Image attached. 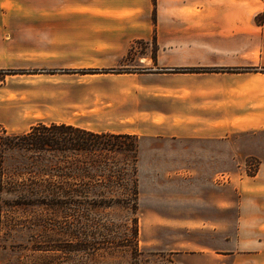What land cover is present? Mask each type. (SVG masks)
<instances>
[{
	"label": "rangeland",
	"instance_id": "374dc122",
	"mask_svg": "<svg viewBox=\"0 0 264 264\" xmlns=\"http://www.w3.org/2000/svg\"><path fill=\"white\" fill-rule=\"evenodd\" d=\"M90 28L50 15L49 0H0V127L19 134L39 122L66 123L134 136L136 209L125 201L98 211L20 207L14 194H4L0 264H176L174 251L209 245L205 203L194 208L208 190L205 183L220 187L256 171V162L236 153L238 133L232 168L219 143L206 159L192 144L162 146L159 119L145 116L160 107L154 100L160 96L158 80L115 75L145 72L139 60H155V46L106 48ZM151 133L159 138H149ZM199 161L209 169L180 167ZM5 167L8 182L20 185V156L8 154Z\"/></svg>",
	"mask_w": 264,
	"mask_h": 264
},
{
	"label": "crops",
	"instance_id": "0c3cea01",
	"mask_svg": "<svg viewBox=\"0 0 264 264\" xmlns=\"http://www.w3.org/2000/svg\"><path fill=\"white\" fill-rule=\"evenodd\" d=\"M49 12L80 20L106 48L155 46V60H139L145 72L115 75L158 80L160 107L145 116L159 119L162 146L192 144L206 159L219 143L232 168L238 133L236 153L256 162L253 175L205 183L194 208L205 203L209 245L174 251L175 263L264 264V0H49Z\"/></svg>",
	"mask_w": 264,
	"mask_h": 264
},
{
	"label": "trees",
	"instance_id": "16d2710c",
	"mask_svg": "<svg viewBox=\"0 0 264 264\" xmlns=\"http://www.w3.org/2000/svg\"><path fill=\"white\" fill-rule=\"evenodd\" d=\"M136 141L66 123L39 122L19 134L0 127V209L4 194H14L20 207L98 211L125 201L136 209ZM8 154L20 156V185L7 180Z\"/></svg>",
	"mask_w": 264,
	"mask_h": 264
}]
</instances>
